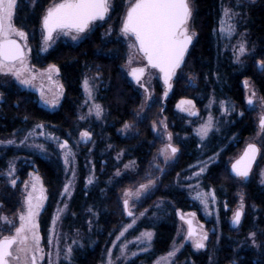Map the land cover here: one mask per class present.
Returning <instances> with one entry per match:
<instances>
[{"label":"trees","instance_id":"obj_1","mask_svg":"<svg viewBox=\"0 0 264 264\" xmlns=\"http://www.w3.org/2000/svg\"><path fill=\"white\" fill-rule=\"evenodd\" d=\"M57 0H18L15 22L18 28L28 34L32 50V62L37 66L56 65L61 79L66 87V97L58 111H50L40 106L35 94L20 90L14 83H6L0 88V141L14 139L15 144L0 149V207L1 212L12 214L19 208V192L9 183L7 176L11 162L15 166L14 177L19 183L26 180L29 172L35 170L43 180L50 195L47 210L41 219L44 237L48 235L54 209L63 190L65 168L56 148V141L47 140L45 135L51 133L61 139H68V134H74L77 112L82 101V81L85 76L95 80L98 86V98L107 109L106 126L103 135L108 138L98 141L93 154L95 179L85 189V166L82 156L78 153V181L70 204V210L76 215V222L83 226L85 210L91 211L92 229L98 239L93 246L88 244L84 249L74 251L73 264H98L103 252V242L111 232L113 219L120 209L116 195L119 183L107 185V178L101 172L102 162L97 151L107 144L113 152L125 151L124 159L135 160L140 172L147 167L152 155L157 151L159 140L152 131V123L158 118V107L153 104L147 111L144 121L138 124L137 134L122 138L118 130L127 122L135 120V113L142 103V97L137 84L127 77L122 69L127 61V42L120 32L121 20L124 17L125 0H114L110 18L103 23L97 21L85 38L72 43L61 40L48 52H42L41 37L43 30L41 20L45 9ZM192 4L191 22L195 33L194 42L189 49L183 64L176 71L172 87L166 99V109L160 112L169 121L172 131L179 133L180 121L177 118L175 105L181 100H193L198 108L214 97L231 105L232 120L222 130V134L213 137L205 146L206 153L219 155L220 162L211 166L204 179L207 187L215 190V195L223 208H233L237 204L239 193L242 194L247 208L246 219L240 229L233 230L226 225L221 226V247L216 250L214 260L208 263L207 254L194 255L189 251L185 254L196 264H264V249L258 250L245 241L239 247L246 235L264 230V185L259 181L264 172V136H261L262 153L248 182L239 183L226 169L224 158L234 155V151L242 146V142L255 132L252 114L245 113L238 117L239 109L245 112L243 101V83L251 80L261 97H264V69L258 64L264 61V0H190ZM222 5L236 6L239 13L235 17L236 28L243 31L248 43L252 45V55L244 69L232 66L230 41L223 40L219 35V24L222 20ZM245 22V24H244ZM246 31V32H245ZM130 41L133 42L131 37ZM156 69H153L155 71ZM157 71V70H156ZM155 86L156 96L162 94L164 82L159 74ZM162 108V107H161ZM231 112V111H230ZM37 124H43V129H36ZM94 128L97 125L93 126ZM29 132H36L37 137L30 136V148L21 143ZM99 133L98 130L94 134ZM60 136V137H58ZM104 138V137H103ZM188 145H182L184 153L165 179L168 185L161 196L170 200L175 209L186 211L197 204H191V199L185 190L170 187L175 175L182 174L192 164L190 150L194 151L195 139ZM195 141V142H194ZM44 144L42 151L32 144ZM198 148V147H197ZM190 149V150H189ZM84 151V149H82ZM112 158V157H111ZM111 158L109 162H111ZM107 176L110 171L106 170ZM169 179V181H168ZM171 180V181H170ZM167 181V182H166ZM240 190H242L240 192ZM193 202V201H192ZM193 207V208H194ZM94 212L98 218H94ZM223 210L221 218H223ZM155 231L152 257H159L171 249L175 240L176 218L174 212L170 216L158 219L152 224ZM210 227V226H209ZM102 231V233L100 232ZM93 236V235H92ZM47 239V238H45ZM264 239V238H263ZM262 239V241H263ZM243 243V242H242ZM184 254V255H185Z\"/></svg>","mask_w":264,"mask_h":264},{"label":"rangeland","instance_id":"obj_2","mask_svg":"<svg viewBox=\"0 0 264 264\" xmlns=\"http://www.w3.org/2000/svg\"><path fill=\"white\" fill-rule=\"evenodd\" d=\"M252 2H255L256 0H249ZM59 0L53 2L51 5L54 3H58ZM114 0H111V9H113L114 6ZM129 4V0H125L124 3V15L126 13L127 7ZM18 5V4H17ZM50 5V6H51ZM191 8L192 4L190 2ZM49 6V7H50ZM229 6V5H228ZM48 8V7H47ZM46 8V9H47ZM237 8V7H235ZM45 9V11H46ZM111 9L109 12V15H111ZM17 13V10H16ZM45 14V12H44ZM16 16V15H15ZM107 19V18H106ZM222 19L223 13H222ZM106 21V20H105ZM104 21V22H105ZM14 23L15 18H14ZM99 23V22H98ZM98 23H95L93 26L97 25ZM103 23V22H102ZM231 23L235 24V18L231 21ZM221 24V23H220ZM220 24H219V35L223 40H227L228 42L230 41L229 48L232 52L231 56V64L232 66H238L240 69H244L245 65L248 64V57L252 55V45L248 43L247 38L245 37L246 33H243V31H240L239 29L236 28L235 34H233L230 38L227 35V32H221L220 31ZM245 24V22H244ZM17 26V25H16ZM92 26V27H93ZM190 31L194 32L192 22L190 20ZM18 27V26H17ZM91 27V28H92ZM90 28V29H91ZM89 29V30H90ZM89 32V31H88ZM246 32V31H245ZM85 33L81 34L76 40H73L71 36H66L63 34H55L53 41L49 42V46L47 50H44V39L43 35L41 37V42H42V52H48L53 48L57 42L61 40L69 41L72 43L80 42L83 38H85ZM196 36V35H195ZM193 37V42L196 37ZM19 39V38H17ZM126 42H127V61L122 67L125 75L129 78L132 79V77L128 74L130 71V68L132 67H144L146 65V60H144L143 56L135 52L133 49L129 48V44L132 43L130 41V38L125 37ZM241 41L245 42L247 51L241 55L238 51L239 43ZM23 43V41H20ZM27 47L31 49V45L29 40H27ZM234 49L236 51H234ZM132 54V63L129 65L128 63V57L129 55ZM32 50L30 51L28 58H27V64L29 67L35 72L37 75V78L32 82L31 85H23L17 80L14 76L12 75H4L0 74V88L1 86H5L6 83H14L20 90H25L29 91L30 93L35 94L37 98V102L39 103L40 106L44 107L47 110L52 111H58L66 97V87L64 85V82L61 79V74L60 71L58 74H53L52 76V81H49L47 79V74L45 70L48 68V66H37L34 65L32 62ZM185 59V58H184ZM53 65V64H51ZM260 67V63L258 64ZM156 70L153 71V69L148 68L145 72L144 77L141 80V84H144L145 87L149 89L151 92V99H146L145 97V91L144 88L140 86V84H137V89L139 93L141 94L142 97V103L140 107L137 109L135 113V120H132L131 122H127L125 124H129L130 127L125 129V124L117 131L118 134L122 138L130 137L132 135L137 134V129H138V124L147 118L145 115L148 111V109L153 105L156 104L158 107V118L156 119L155 122H153L152 125V131L155 135V137L159 140V145L157 151L152 155L151 159L149 160L147 167L140 172V167L137 164V161L135 160H129V159H124V155L126 154L125 151H120V152H113V148L110 145L104 146L99 148L97 153L101 156L104 157L101 159V172L106 176L107 178V185H112L114 183H121L119 191L116 195L117 202H119V207L120 209L117 210L115 217L113 219L112 223V228L111 232L105 236L104 242H103V252L100 257V261L98 264H104V261L106 260V255L105 253L107 251H111L113 253V256H118L119 255V249L120 246L123 244H127L130 252H137L136 256H130L127 264H157V261L160 262V264H169L168 260L165 258L167 257V253H169L173 246L174 243L176 246H179V251L175 253V256L171 258L170 264H196L192 260L188 258V256L185 254L186 251H189L190 253L194 255H203L207 254V259L208 263L212 262L214 260V256H216V250H218L221 247V226L226 225L228 228L233 229V230H238L241 227V224L246 219V205L243 201H241L242 194L239 193L238 195V200L237 204L231 208L227 206L221 207L217 197L215 202L209 201V208L207 212L205 211V208L198 200H194L193 197L195 196L196 191H210L213 190L210 187H207L206 185V180L204 179V176L206 175V172L208 169L219 163L220 158L219 155L217 154H208L206 153V150L204 149L205 146L210 142V140L213 137H218L222 134V130L230 122H234L236 119L232 120L231 113L233 112V109L231 105H227L226 102L217 100L216 98L212 97L210 100L203 106V108H198L193 100H181L179 101L175 107L174 110L176 111L175 113L177 114V118L180 121L179 125V133L175 134L172 131L171 125L168 124V119L164 116L160 117V112H162L164 109H166V99L168 96L169 91L167 92V96L164 95L166 89L165 85L163 87V92L160 95L156 96V91H155V86H156V81H157V74ZM41 73H44V75H40ZM176 75V74H175ZM30 76L29 72H25L22 76V78H28ZM88 77V76H87ZM175 77V76H174ZM90 79V83H92L94 87V99L95 103L100 104L103 108V114L100 118H96L94 114L88 115V104H85V93L83 89V81H82V101L81 105L79 107V110L77 112V119L74 121L76 123L75 126V132L74 134H68V139H61L60 141L67 140L69 145L72 148V151L74 153V158L71 159V164L70 166L66 169L65 165V172H66V181L71 180L72 182V187H71V193H70V198L66 195H63V190H61L60 196L58 198V203L54 209V214L53 217L56 214L57 208L64 209V204L66 203L68 207L63 210V212L60 215V219L56 223V233L61 237L60 240V247H61V264H68V262L63 260V249L71 245L73 252H72V257H71V264L74 263V251L76 249H84L85 246L88 244L89 247L93 246V244L96 243L98 239L95 238V234H97L99 231L92 229L93 226V219L91 218V211L85 210L82 215L85 217V221L83 226H79L76 222V215L70 210V204L75 192L76 188V183L78 181V165H77V157L78 153L82 156L83 159V166H85V184L84 188L87 189L91 184L88 183L89 178H92V181H94L95 177V167L93 165V154L94 151H96V143L98 141L104 142L103 139L107 142L108 138H106L103 135V131L106 126V120H107V109L105 105L100 102L98 98V86L95 84V80L88 77ZM132 81H135L132 79ZM245 81L248 82V87H245V82L243 83V101H244V106H245V112H242L241 109L237 111L238 117H242L246 115L245 113H248L251 118H253V122L255 124V132L252 136L247 137L244 139L242 142V146H239V148L234 151V155H226V158H224V163L226 169L230 172V167L232 163L242 154L244 151L245 147L249 143H255L257 144L260 149H262V144H261V136H264V131H261L259 128V121L261 118V114L264 113V103L261 101V96L256 89L254 83L246 79ZM136 82V81H135ZM59 85L63 86V94L59 96L56 106L53 107L51 104H46L44 103V100L41 99L40 96V89L43 88L45 98L48 100H51L55 98L56 93L59 91ZM252 91H255L256 93V100L254 102V106H249L247 103V98L251 95ZM2 95H0L1 97ZM186 101H192V104H187V103H182ZM91 101L89 102V104ZM194 105V108H193ZM162 107V108H161ZM225 108L228 109L227 112H225ZM237 110V108H236ZM235 110V111H236ZM192 111H195L198 113L197 115H191L190 113ZM231 111V112H230ZM243 113V115H241ZM247 118H249V115ZM81 115L86 116L85 119H80L79 117ZM209 115L212 116L213 118V123L214 127L213 130L209 133L208 137L204 140H201L200 136L197 134V129L200 128L201 125L205 124L208 120ZM97 125L96 128L93 126ZM166 125V127H165ZM99 133L94 134L95 131ZM83 131H88L91 134V138L87 140L86 142L82 140L80 133ZM36 133V132H35ZM171 134L172 139L169 141L168 140V134ZM38 136V134H36ZM36 135L33 136L37 137ZM41 136V135H40ZM39 137V136H38ZM60 137V136H58ZM104 137V138H103ZM32 138V137H29ZM195 139L196 145L194 146V151H191L189 154L192 156V164L189 165L186 170L182 174H178L173 176L172 181L173 182L170 187L173 186V188H179L181 190H185L186 193L189 195V198L191 199V204L193 203L197 204L196 207H192L189 210L182 211L179 209H175V205L168 199H165L161 196V194L166 191L168 185L164 184L165 179H167V175L172 172L174 169V166L184 153V149L182 148V145H190L193 140ZM14 140V139H11ZM6 141V140H4ZM15 141V140H14ZM30 142L24 143L25 146L30 148ZM171 143L174 147L178 149V152L176 155L173 157L169 155L167 161H165V156L163 154V150L167 144ZM34 144H32L33 146ZM9 145H0L1 147H7ZM198 147V148H197ZM57 151L59 155L61 156V159L64 164V159H63V152L64 150L60 149L58 145L56 144ZM84 149V151L82 150ZM262 153V151H261ZM112 157V158H111ZM111 158V162H109V159ZM212 158V159H210ZM204 162L207 163L206 170L203 173H200V175H195L197 172H199L200 168L204 166ZM128 165V167H125ZM106 170L110 171V175L107 176ZM72 171H75V178H72ZM119 173V174H117ZM253 173V171H252ZM252 173L250 176V179L252 178ZM15 174V173H14ZM231 174V172H230ZM33 176H38L40 178V182L42 183L44 189H45V194L47 196V199L44 202L43 208L40 212V215L38 217L39 223H40V232L42 237L43 235V230L41 228V219L43 213L47 210L49 201H50V195L48 193V190L45 187V184L43 183L42 178L40 175L35 171L32 170L29 172V175L27 176L26 180L22 183H19V179L16 178V186L12 188L15 191H18L20 196H19V208L14 212V213H3L1 212V207H0V215L7 216L9 219H11L14 223L18 225V214L24 210V198L26 196V191L24 188V182H27L29 185L28 190H31V184L33 183ZM189 177H191L189 179ZM250 179L248 181H250ZM149 180L155 181L154 184L149 185L148 189L145 191H139V186L140 184H147ZM239 183H244V178H238ZM169 181V179H168ZM247 181V182H248ZM259 181L264 185V176L260 174ZM64 182V184H65ZM167 182V181H166ZM199 186L196 188V186ZM192 186V187H190ZM195 189V190H194ZM242 190H240L241 192ZM126 192H130L131 195L125 196ZM128 199L129 201V207L130 210L134 213V216H129L128 215V210L124 208V200ZM193 201V202H192ZM241 202H243V216L241 218L240 224L237 228H232V217L234 212L241 206ZM223 210V218H221V211ZM174 212L175 218H176V230H175V240L174 243L166 254L159 256V257H152L151 251L153 247V240L155 236V231L152 229V224L155 223L158 219H163L171 215V213ZM189 213H195V217H191L188 214ZM181 214L184 215L185 219L192 218L194 225L197 227L198 230H200V226H203L202 231L207 232L208 234V239L205 241V247L203 249H196L191 240L185 239L186 234H187V228L188 225L185 223L184 220L181 219ZM52 217V218H53ZM94 218H98V213L94 212ZM133 219H135V223L133 224V227L129 228L127 232H125L123 237H120L119 234L120 232L128 225L133 222ZM53 220V219H52ZM52 220L50 224V228L52 227ZM210 226V227H209ZM102 233V231H100ZM144 232H151L153 233V237L151 240L150 246L147 245V242L145 241L144 243H141L137 240L138 237L141 236L142 233ZM13 234L11 229L9 228L8 225L0 222V238L6 235H11ZM93 235V236H92ZM48 235L44 237V240L42 241L45 251H53L54 249L50 248L47 244L48 240ZM119 237V239H117ZM47 238V239H45ZM264 230H260L255 233V238L253 239L251 234L246 235L245 239L240 242L239 247L245 245V241L247 240L249 245L255 247L258 250L264 249ZM263 239V241H262ZM76 240L77 243L73 244L72 241ZM113 245H116V247H113ZM144 247H148L147 251H142L141 249ZM185 254V255H184ZM47 259V258H46ZM46 264V261H45ZM117 264H120L118 261ZM231 264V263H230ZM234 264V262L232 263ZM237 264V263H236Z\"/></svg>","mask_w":264,"mask_h":264},{"label":"snow or ice","instance_id":"obj_3","mask_svg":"<svg viewBox=\"0 0 264 264\" xmlns=\"http://www.w3.org/2000/svg\"><path fill=\"white\" fill-rule=\"evenodd\" d=\"M17 4L18 0H0V74H10L19 80L21 84L31 85L37 78V75L27 64V58L31 51L27 47L28 34L14 23ZM238 6L230 7L222 5L221 10L224 19L221 20L220 31L222 33L226 31L229 38L236 31V25L231 23V21L239 15L235 11V7ZM111 7V0H59L58 3H54L46 9L41 20L44 50H47L49 42L53 41L54 34L57 33L71 36L73 40H76L81 34L88 32L95 22H103L106 18H110L109 12ZM191 17L192 8L190 0H129L126 13L121 20L120 32L123 36L132 38L133 42L129 44V48L140 53L147 62L144 67L130 68L128 73L137 84H140L144 88L146 99H151V92L144 84H141V80L148 68L158 70L166 89H171V80L175 76L177 69L183 64L185 54L195 36V33L190 31ZM20 41H23V43ZM234 51L236 50L234 49ZM238 51L241 55L247 51L244 41L239 43ZM128 63L129 65L132 63V54L128 57ZM260 68L264 69V61L260 62ZM25 72L30 73L28 78H22ZM45 72L47 79L52 81L53 74H58L59 68L56 65H49ZM40 75H44V73ZM58 87L59 91L56 93L55 98L51 100L46 99L43 88L40 89V96L44 100V103L51 104L53 107L56 106L59 96L63 94V86L59 85ZM94 87L90 83V79L85 76L83 79V89L85 93L84 102L89 105L87 114H94L96 118H100L103 114V108L100 104L95 103ZM245 87H248L247 81H245ZM164 95L167 96V90ZM255 100L256 93L252 91L251 95L247 98L248 105L254 106ZM90 101L91 103L89 104ZM261 101L264 103V97L261 98ZM182 103L191 105L192 101ZM227 111L228 109L225 108V112ZM190 114L197 115L198 113L192 111ZM79 118L85 119L86 116L81 115ZM35 127L36 129H43L44 125L37 124ZM124 127L127 129L130 125L125 124ZM213 127V118L209 115L207 122L197 129V134L201 140L208 137ZM259 128L261 131H264V113L261 114ZM34 135H36L35 132H29L21 143H26L28 138ZM39 135H45L46 141H56L58 147L64 150L63 159L67 169L71 164L70 158H74V153L68 141L64 140L61 142L59 138L53 136L51 133L45 134L40 132ZM80 136L85 142L91 138V134L88 131L81 132ZM171 139L172 137L169 133L168 140L170 141ZM15 143L16 141L14 140L0 141V145H13ZM33 146L46 151L44 144L34 143ZM259 151L260 149L255 143L247 145L243 155L231 165V171L235 176L244 179L248 178L252 164ZM177 152L178 149L176 147L171 143L167 144L163 150L165 161H167L169 155L174 157ZM125 167H128V165ZM206 167L207 163L204 162V166L195 175L198 176L200 173H203ZM14 173L15 166L10 162L7 176L11 178L9 183L13 187L16 186ZM71 175L74 179L75 171H72ZM261 175L264 176V172ZM92 182V178L90 177L88 183L91 184ZM154 183L155 181L149 180L147 184H140L138 192L147 190L149 185ZM71 187V180L66 181L63 186V195L70 198ZM198 187L197 185L196 188ZM24 188L26 191L23 201L24 210L18 214V225L7 216L0 215V222L8 225L13 233L0 238V264H45V261L46 264H61V237L56 233V223L68 205L65 203L64 209L57 208L47 240L48 246L54 249V252H46L42 243L44 237L41 235L38 220L44 202L47 199L45 189L38 176H33L30 191L28 190L29 185L27 182H24ZM129 195H131L130 192L125 193L126 197ZM193 199L198 200L207 212L209 201L211 200L214 203L216 200L215 190L196 191ZM241 201H243V197H241ZM124 208L128 210L129 216H134V213L130 210L128 199L124 200ZM188 215L195 217V213H189ZM242 216L243 202H241V206L233 214V224L239 225ZM181 219H185L183 214H181ZM134 223L135 219L120 232L119 236L123 237L125 232L133 227ZM185 223L188 225L185 239L191 240L196 249H203L205 241L208 239L207 232L202 231L203 226L201 225L200 230H198L194 226L192 219L185 220ZM251 235L254 239L255 233ZM152 237L153 233L144 232L137 240L141 243L146 241L147 245L150 246ZM72 243L76 244L77 241L73 240ZM113 247H116V245H113ZM141 250L147 251L148 247H144ZM177 251H179V246H176L174 243L172 250L167 253V257L165 258L169 264ZM72 252L71 245L63 249V260L68 262V264H71ZM105 255L106 260L104 264H117L118 261L120 264H127L130 256H136L137 252H130L128 245L123 244L120 246L118 256L114 257L111 251H107ZM157 264H160V262L157 261Z\"/></svg>","mask_w":264,"mask_h":264},{"label":"water","instance_id":"obj_4","mask_svg":"<svg viewBox=\"0 0 264 264\" xmlns=\"http://www.w3.org/2000/svg\"><path fill=\"white\" fill-rule=\"evenodd\" d=\"M192 44H193V41H192ZM192 44L189 46V48H188V51H189V49L191 48V46H192ZM188 51H187V53H188ZM187 53L185 54V57H186V55H187ZM184 57V58H185ZM151 69V68H150ZM158 71V70H157ZM159 72V71H158ZM160 74V73H159ZM161 75V74H160ZM162 77V76H161ZM174 78V77H173ZM173 78H172V80H173ZM172 80H171V83H172ZM165 89H166V86H165ZM167 90V92L170 90V89H166ZM257 145V144H256ZM257 147L259 148V146L257 145ZM247 148V146L245 147V149ZM245 149H244V151H245ZM260 149V148H259ZM244 151L242 152V154L237 158V159H239L242 155H243V153H244ZM259 154H260V151H259V153L257 154V156H256V159H255V161L253 162V164H252V168H251V171H250V173H249V176H248V178L247 179H244V181L245 182H247L249 179H250V176H251V173H252V171H253V169H254V167H255V164H256V162H257V160H258V157H259ZM236 159V160H237ZM235 160V161H236ZM234 161V162H235ZM233 162V163H234ZM230 172H231V174L234 176V177H236V178H240V177H237V176H235V174L231 171V167H230ZM188 219H192V218H188ZM185 220H187V219H184V221ZM193 220V219H192ZM194 224V223H193ZM240 224V223H239ZM195 226V225H194ZM239 225H234L233 224V221H232V228H237ZM196 227V226H195Z\"/></svg>","mask_w":264,"mask_h":264},{"label":"flooded vegetation","instance_id":"obj_5","mask_svg":"<svg viewBox=\"0 0 264 264\" xmlns=\"http://www.w3.org/2000/svg\"><path fill=\"white\" fill-rule=\"evenodd\" d=\"M54 35H55V34H54ZM259 148H260V147H259ZM261 151H262V150L260 149V154H259V157H258V159H259V158H260V156H261ZM257 161H258V160H257ZM256 163H257V162H256ZM255 165H256V164H255Z\"/></svg>","mask_w":264,"mask_h":264}]
</instances>
